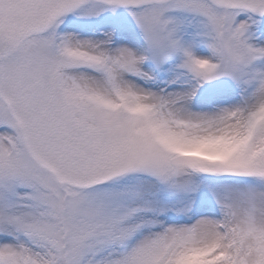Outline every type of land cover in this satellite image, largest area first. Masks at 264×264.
I'll return each mask as SVG.
<instances>
[{
	"label": "snow or ice",
	"instance_id": "obj_1",
	"mask_svg": "<svg viewBox=\"0 0 264 264\" xmlns=\"http://www.w3.org/2000/svg\"><path fill=\"white\" fill-rule=\"evenodd\" d=\"M0 264H264V0H0Z\"/></svg>",
	"mask_w": 264,
	"mask_h": 264
}]
</instances>
